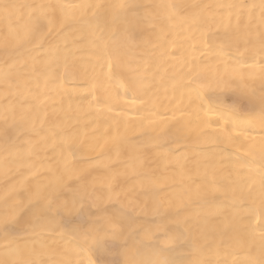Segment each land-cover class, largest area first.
<instances>
[{
	"label": "bare ground",
	"instance_id": "6f19581e",
	"mask_svg": "<svg viewBox=\"0 0 264 264\" xmlns=\"http://www.w3.org/2000/svg\"><path fill=\"white\" fill-rule=\"evenodd\" d=\"M0 4V264H264L261 0Z\"/></svg>",
	"mask_w": 264,
	"mask_h": 264
},
{
	"label": "snow or ice",
	"instance_id": "6c2138e0",
	"mask_svg": "<svg viewBox=\"0 0 264 264\" xmlns=\"http://www.w3.org/2000/svg\"><path fill=\"white\" fill-rule=\"evenodd\" d=\"M14 7L15 5L12 4H0V9H3L4 11H8ZM261 8L264 9V0H261ZM261 185L264 187V175L261 176Z\"/></svg>",
	"mask_w": 264,
	"mask_h": 264
}]
</instances>
